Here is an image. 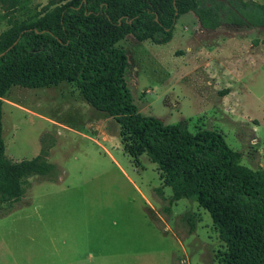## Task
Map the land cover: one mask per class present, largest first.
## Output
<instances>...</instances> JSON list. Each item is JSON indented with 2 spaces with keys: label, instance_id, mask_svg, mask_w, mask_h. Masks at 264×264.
<instances>
[{
  "label": "rangeland",
  "instance_id": "rangeland-1",
  "mask_svg": "<svg viewBox=\"0 0 264 264\" xmlns=\"http://www.w3.org/2000/svg\"><path fill=\"white\" fill-rule=\"evenodd\" d=\"M62 3L17 0L13 16L36 19ZM10 20L0 6V35ZM117 45L142 115L184 122L192 133L216 130L242 165L264 169V27L210 30L187 12L167 43L127 35ZM1 100L6 157L29 159L47 145L58 176L30 177L20 201L0 204V264L222 262L226 246L208 211L195 200L171 202L163 172L145 154H128L118 123L74 83L15 85Z\"/></svg>",
  "mask_w": 264,
  "mask_h": 264
},
{
  "label": "trees",
  "instance_id": "trees-1",
  "mask_svg": "<svg viewBox=\"0 0 264 264\" xmlns=\"http://www.w3.org/2000/svg\"><path fill=\"white\" fill-rule=\"evenodd\" d=\"M61 1L36 19L19 21L13 16L17 0H0L12 25L0 35V204L20 201L30 177L58 176L47 159V145L29 159L6 157L1 97L15 85L40 88L72 82L90 106L118 123L128 154H145L163 172L171 202L195 200L208 211L226 246L219 264H264V169L242 165V153L216 130L192 133L184 122L167 125L142 115L124 81L126 52L117 45L127 35L167 43L177 19L187 12L210 30L221 25L264 27V2ZM189 225L192 230L190 220Z\"/></svg>",
  "mask_w": 264,
  "mask_h": 264
}]
</instances>
